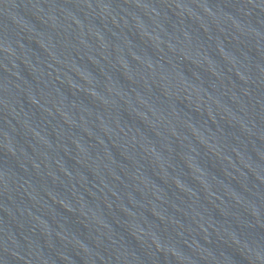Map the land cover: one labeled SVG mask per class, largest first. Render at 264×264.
Listing matches in <instances>:
<instances>
[{
  "label": "water",
  "instance_id": "obj_1",
  "mask_svg": "<svg viewBox=\"0 0 264 264\" xmlns=\"http://www.w3.org/2000/svg\"><path fill=\"white\" fill-rule=\"evenodd\" d=\"M0 264H264V0H0Z\"/></svg>",
  "mask_w": 264,
  "mask_h": 264
}]
</instances>
